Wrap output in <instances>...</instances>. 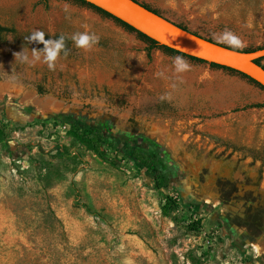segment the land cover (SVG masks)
<instances>
[{"label": "rangeland", "instance_id": "obj_1", "mask_svg": "<svg viewBox=\"0 0 264 264\" xmlns=\"http://www.w3.org/2000/svg\"><path fill=\"white\" fill-rule=\"evenodd\" d=\"M137 1L214 42L228 29L237 48L264 47V0ZM0 26V264H264V107L244 108L263 89L188 57L177 73L182 56L71 0H0ZM35 29L66 37L53 70L15 59L43 48L24 39ZM84 31L91 51L69 38ZM68 118L152 143L173 185L157 189L121 141L101 159Z\"/></svg>", "mask_w": 264, "mask_h": 264}, {"label": "water", "instance_id": "obj_2", "mask_svg": "<svg viewBox=\"0 0 264 264\" xmlns=\"http://www.w3.org/2000/svg\"><path fill=\"white\" fill-rule=\"evenodd\" d=\"M127 23L137 32L187 56L215 63L245 74L264 87V67L255 61L264 58V47L242 52L209 41L175 22L156 14L136 0H84ZM56 117V115H52Z\"/></svg>", "mask_w": 264, "mask_h": 264}, {"label": "trees", "instance_id": "obj_3", "mask_svg": "<svg viewBox=\"0 0 264 264\" xmlns=\"http://www.w3.org/2000/svg\"><path fill=\"white\" fill-rule=\"evenodd\" d=\"M71 1H74V2L80 3L84 6H87L91 9L101 13L102 15H104L106 17H110V18L115 19L116 22L119 23L120 25H122L123 27L136 31L127 23L113 17L111 14H109L106 11L96 7L95 5H92V4H90L84 0H71ZM142 5L145 6L146 8H148L149 10L153 11L154 13L162 15L158 10L153 9L149 5H147L145 3H142ZM178 25L184 29H187L186 27H184L180 24H178ZM9 31H11V29L0 26V35H2L4 32H9ZM59 36L60 35H56L54 39H57ZM142 36L150 43V48H161L165 52L172 54V55H180L182 57H188L194 61H198V62H202V63H208L204 60L194 58L191 56H187V55L180 53L176 50H173L169 47L160 45L155 40H153V39H151V38H149L143 34H142ZM207 39L209 41H213L210 38H207ZM65 43H66V40H65ZM219 44H221L223 46H227V47L232 48L234 50L242 51V52H251V51L260 49V48H257V49H250V48L239 49L237 47L234 48V47L225 45L223 43H219ZM262 60H264V58L257 59L255 62L259 65H262V63H261ZM209 64L214 68L224 69V70H227V71L232 72V73H237V74L241 75L242 77L247 78L250 82L254 83L259 88L264 90V87L262 85H260L258 82L251 79L250 77L246 76L243 73H240L234 69L224 67V66H221V65H218L215 63H209ZM262 66L264 67V65H262ZM247 107H264V103L254 104V105L246 106L244 108H247ZM65 122L70 126V134L76 140H78L80 143L84 144L88 149L92 150L101 159H106V154H105V151L103 149V147L105 145H108V146L113 147V148H121L120 145H118L115 142H112L108 139V136L105 135L104 130L102 129L101 126H97V125L85 126L82 122L76 121L72 118H68ZM127 151H128L129 157L132 160H134L135 162L141 164L143 166V168L145 169V171L154 179V184H155V187L157 189L169 188L173 185L172 177H171L168 169H166L162 165L159 154H157L155 152L153 153V151L149 150V149L133 150L131 148H128ZM177 205H178L177 201L175 199H173L172 197H169L166 204L163 206V213L166 216H169L173 212V210L177 207Z\"/></svg>", "mask_w": 264, "mask_h": 264}, {"label": "clouds", "instance_id": "obj_4", "mask_svg": "<svg viewBox=\"0 0 264 264\" xmlns=\"http://www.w3.org/2000/svg\"><path fill=\"white\" fill-rule=\"evenodd\" d=\"M45 32L41 29H35L32 33L24 37L25 41L28 43H39L43 45V48L36 49L32 48V58L29 59L27 55V50L24 48L22 51L15 53V59L21 62L35 63L43 62L50 70L55 69L56 62L60 58L61 52L65 56L68 55V50L66 48V37L61 34L57 39H46ZM75 47L83 49L84 51H91L92 48L99 43V37L95 33L89 31L76 32L69 37ZM220 42L226 43L231 47H243L244 41L231 30L225 29L220 35ZM173 65L177 73H183L191 70V65L189 62L183 59V57H174Z\"/></svg>", "mask_w": 264, "mask_h": 264}, {"label": "flooded vegetation", "instance_id": "obj_5", "mask_svg": "<svg viewBox=\"0 0 264 264\" xmlns=\"http://www.w3.org/2000/svg\"><path fill=\"white\" fill-rule=\"evenodd\" d=\"M93 125H97V124H93ZM97 126H101V125H97ZM102 129L104 130L105 135L107 136L108 134L111 135V137H108V139L112 142H115L116 144L120 145V141L123 142V147H125V149L131 148L133 150H139V149H149L152 150L153 153H157L161 156L160 153V149H155L152 147V143H148L147 141H142V139L137 138L135 136H132V134L130 133H126L123 135L122 134H117L112 132L111 130L106 131L105 128L102 127ZM174 182V180L172 179V183Z\"/></svg>", "mask_w": 264, "mask_h": 264}, {"label": "crops", "instance_id": "obj_6", "mask_svg": "<svg viewBox=\"0 0 264 264\" xmlns=\"http://www.w3.org/2000/svg\"><path fill=\"white\" fill-rule=\"evenodd\" d=\"M169 19V18H168ZM253 115H254V113H252ZM260 116H261V112H259V113H257V120L255 121L254 119H250L249 117H247V119L249 120V121H241L242 122V127L243 128H245V126H248L249 125V123H252V124H255V122H256V124L260 127L261 126V119H260ZM242 119H246L245 118V116H243V117H241ZM246 119V120H247ZM251 121V122H250ZM253 130H258V127H254V129Z\"/></svg>", "mask_w": 264, "mask_h": 264}, {"label": "bare ground", "instance_id": "obj_7", "mask_svg": "<svg viewBox=\"0 0 264 264\" xmlns=\"http://www.w3.org/2000/svg\"><path fill=\"white\" fill-rule=\"evenodd\" d=\"M258 249V248H257ZM259 252V251H258Z\"/></svg>", "mask_w": 264, "mask_h": 264}]
</instances>
